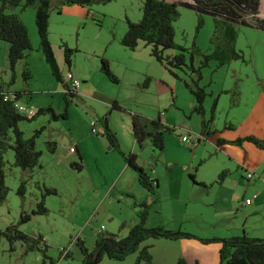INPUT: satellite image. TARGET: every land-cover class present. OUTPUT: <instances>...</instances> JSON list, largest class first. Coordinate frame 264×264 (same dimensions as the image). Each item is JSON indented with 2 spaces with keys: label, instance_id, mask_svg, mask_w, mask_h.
<instances>
[{
  "label": "rangeland",
  "instance_id": "obj_1",
  "mask_svg": "<svg viewBox=\"0 0 264 264\" xmlns=\"http://www.w3.org/2000/svg\"><path fill=\"white\" fill-rule=\"evenodd\" d=\"M142 1L92 3L85 7L89 10L86 13L80 12L78 5H60L59 0H51L49 40L59 69L66 72L69 67L64 61L63 46L73 49L71 72L77 75L80 84L86 80L78 74L86 76L89 82L86 86L91 84L98 98L83 97L85 102H82L76 97L65 95L68 101L66 118L53 120L49 113H44L33 120L18 123L25 138L34 137L35 147L41 151L40 166L23 171L12 164V150L4 152L8 193L0 203V230L9 225H18L31 239L29 243L15 241L10 245L0 236V264H82L77 238L91 250L101 226L104 227V234L122 237L127 230L126 224L132 219L138 221V204L145 200L136 202L133 195H116L117 188L123 183V176L128 174L120 178L118 176L123 159L117 151L107 146L102 135L94 134L90 126L93 119L102 127L99 120L107 115L108 127L117 133L109 127L115 133L121 150L131 152L128 150L133 142L130 124V113L133 112L147 118L160 116L166 125L174 128L173 132L164 134L163 151H157L146 140L142 147L136 144L133 152L137 156V163L157 182L153 194L149 195V192L134 183L137 198L147 195L146 225L160 224L166 229H187L183 231L197 236V239H147L122 259H109L103 255L97 264H133L143 245L149 246L150 264L161 261L163 256H171L175 262L183 255V249L187 252L190 264L194 258L202 257H214L215 262H218L220 246L204 245L198 238H225L220 235L232 232L235 233L233 236H237L245 233L242 231L245 213L248 215L244 225L246 231L253 237L264 238V183L258 174L254 173V178L246 182L241 173L235 180L229 178L232 185L235 183L239 187L233 188L228 184L221 187L217 176L227 170L219 168L220 159H208L212 151L209 144L211 137L197 141L202 115L192 111L195 98L184 85L185 81L192 86L195 74L183 66L175 70L174 77L149 55V48L143 42L138 43L136 51L120 45L119 40L127 29V19L133 22L140 19ZM260 1V10L264 13V0ZM178 10L179 16L173 23L175 43L189 50L194 43L202 53L210 54L219 43L214 39L213 18L203 15V24L195 31V11L182 5H178ZM34 12L31 6L4 10V13H16L24 23L31 49L15 65L14 81L9 83L7 43H0V84L3 89L9 87L21 91L18 100L35 111L51 107L55 113H61L65 106V90L52 76L39 48ZM236 29L233 47L243 57L224 64L211 59L207 66L202 67L198 80V85L206 93L203 101L205 120L210 118L214 99L217 101L218 111L210 122L211 127H221L227 115L229 119H239L237 113L248 109L255 92L258 89L264 91V32L240 25ZM174 53H178V50L165 51V54ZM101 57L108 61L117 82L110 81L100 71ZM185 57L188 64L187 52ZM147 60L157 66L163 79L149 78L144 84L145 78L140 71L148 67ZM199 61L200 56H195L194 65L197 66ZM24 63L30 74L26 80L22 76ZM234 88L238 93L233 94ZM231 98H236L237 104L231 105ZM106 100L117 101L119 108L110 111ZM239 102L241 105L237 107ZM184 136L189 137L192 143L183 141ZM48 141L53 142L54 152L48 150ZM70 147L74 153L69 151ZM76 149L83 153L80 171L70 166L72 162H79ZM204 158L207 160L200 163L199 160ZM188 174L194 175L196 183L192 182ZM129 176L135 178L134 173H129ZM215 180L218 184H215ZM22 181L25 182L23 196L17 193ZM198 183H204L205 186ZM44 187H52L56 193L46 195ZM110 188H113L112 196L103 199L101 193ZM42 194L47 212L31 215L27 222L19 223L21 212L29 213L36 208ZM245 198L250 201L262 200V203H257L255 212L251 213L248 207L241 206ZM231 201L235 204L233 211L230 214L223 213ZM28 244L34 247L29 248ZM63 249L68 250L69 257H63Z\"/></svg>",
  "mask_w": 264,
  "mask_h": 264
},
{
  "label": "trees",
  "instance_id": "obj_2",
  "mask_svg": "<svg viewBox=\"0 0 264 264\" xmlns=\"http://www.w3.org/2000/svg\"><path fill=\"white\" fill-rule=\"evenodd\" d=\"M110 0H59L60 5H78L89 6L92 3H106ZM51 0H0V41L8 44L7 58L10 69V81H14V67L24 59L26 52L31 49L30 39L27 29L16 13H4L5 9L19 7L25 9L34 7V23L38 36V45L43 54L45 62L48 64L50 72L54 79L61 83L64 88L65 106L61 113H55L51 107L38 108L35 116L39 114L49 113L53 120L59 117H67L68 101L65 95L75 97L73 90L68 81H64L63 75L59 69L57 60L54 56L52 45L49 40V15H50ZM178 5L192 9L197 15V31L203 24V15H210L214 23V39L218 41L215 49L210 54L202 53L195 45L186 49L175 43L174 41V26L173 23L179 16ZM259 0H179L178 3L168 0H143L141 7V17L138 21H129L127 19V29L119 40L120 45L129 50H134L139 42H143L149 47L150 55L161 65L165 67L168 73L176 77L175 70L186 66L192 73L195 74V80L192 86L184 81L185 87L193 94L195 104L192 106V111L202 115L200 134L203 138L208 137L216 132L209 130V123L214 118L216 108V98L210 107V118L204 120L203 101L206 93L202 87L198 85V80L201 78V69L207 66L211 59H217L219 64H224L231 59L242 58V53L236 51L233 47L237 37V26H247L264 31V19L258 16ZM168 49L178 50V53L165 54ZM73 49L63 46L64 61L70 66L71 55ZM188 53L189 63H186L185 53ZM200 56V61L197 66L194 65V57ZM100 71L113 82H117V78L112 73L108 61L100 58ZM23 79L30 78L27 69L22 71ZM149 81L146 76L144 84ZM237 90L234 88L233 94ZM10 93L15 99H19L22 92L4 90L0 84V203L4 201L8 193V187L5 184V161L3 154L7 149L13 152V165L21 170H31L35 166H40L39 160L41 151L35 147L34 137L25 138L23 132L19 129L18 123L22 120L30 121L35 118L21 115L13 107L9 100H4L3 95ZM238 93V92H237ZM237 98V97H236ZM236 98H231V105L237 104ZM119 108L114 101L109 107L110 111ZM109 111V112H110ZM131 115V130L134 142L140 147L144 141L148 140L152 147L161 152L164 149V134L173 132L174 128L166 125L160 119V116L155 118H147L138 113H130ZM100 124L103 128L101 134L107 141V146L110 149L117 151L124 163L132 171L136 172L138 183L146 189L149 194H153L157 182L152 179L146 171L137 163V156L133 152H123L119 146L117 137L110 130L107 124V115L100 118ZM41 131V128L39 129ZM37 132V131H36ZM200 138H198L199 140ZM224 139H217V143L226 142ZM247 141L255 145L257 148H264V140L254 135H247L228 141L234 144H241ZM48 150L54 152L53 142L48 141ZM79 162H72L70 166L80 171L82 168L81 156L78 153ZM226 171H221L218 174V181H221L225 176ZM188 177L193 183L195 177L193 174H188ZM205 186L204 183H198ZM25 182L22 181L18 186L17 193L24 195ZM56 190L52 187H44V194H55ZM140 210L137 213L138 221L132 225L128 233L119 237L118 234H104L103 231L97 232L95 235L94 247L88 250L82 240L76 239L77 246L81 252L82 264H97L101 257L105 255L109 259L120 260L125 255L138 249L140 243L147 239H179V238H196L197 236L182 230H170L161 225L147 226L148 204L142 201L138 204ZM47 208L44 206V196L37 202L36 208L31 209L29 213L21 212L19 223L27 222L31 215L45 214ZM0 236H3L12 245L15 241L29 243L30 237L22 232L18 225H9L5 229L0 230ZM41 238H39L40 240ZM203 244L218 242L220 244L218 250L217 264H264V238L250 237L246 233L237 236L225 238H198ZM29 248H33L32 244H28ZM149 246L143 245L133 264L151 263ZM63 257H69L67 249ZM174 264H187L183 257H179Z\"/></svg>",
  "mask_w": 264,
  "mask_h": 264
},
{
  "label": "crops",
  "instance_id": "obj_3",
  "mask_svg": "<svg viewBox=\"0 0 264 264\" xmlns=\"http://www.w3.org/2000/svg\"><path fill=\"white\" fill-rule=\"evenodd\" d=\"M78 7H79L80 12L89 13V10L85 8L86 6H78ZM260 7H261V1L259 0L258 16H259V18L264 19V13L260 10L261 9ZM254 29H256V28H254ZM257 30H259V29H257ZM259 31H262V30H259ZM262 32H264V31H262ZM2 42H4V41H0V43H2ZM6 47H7V51H8V44L6 45ZM136 48H135V50H131V51H136ZM125 49H128V48H125ZM146 62L149 64L148 67H145V69H143V70L141 69V71H140V74L142 76H144V78L146 76H148L150 79H153V80H156V79L161 80L164 78L162 76L160 70L157 68V66H155L152 62H150V60H147ZM162 67L167 72V70L165 69V67L163 65H162ZM24 69H27L25 63H24V67L22 70H24ZM61 72H62L64 81L67 80L65 78L66 73H70L73 77L77 78L76 77L77 75H75L74 73L71 72L70 66L68 67V70L66 72L65 71H61ZM78 76H80V78H82L86 81H84L82 84H80L78 86V88H76L75 97L77 99H80L82 102H85V100L82 99L83 97L92 96V97L98 98V96L96 95V91H95L96 89L94 87H91L92 86L91 84H90V86H86L87 82H88L87 77L84 75H81V74H78ZM4 89L8 90L9 92H11L10 90L15 91V89H9V87L4 88ZM62 89L64 91V88H62ZM93 93H95V95H93ZM99 99H102V98H99ZM114 101L115 100H111V101L106 100L107 107L109 108ZM115 102L118 105L117 101H115ZM240 105L241 104L239 102L237 107H239ZM217 109H218V105L215 108V112L218 111ZM235 110H238V108H236ZM205 112H206V108L204 107V113ZM237 115L240 116L239 119L236 117H231V119H229L228 115H227L225 117V121L223 122V125L221 127L217 126V125H214V127H211V124L209 123L210 124V125H208L209 130H216V132L212 135H209L206 138H203L199 132L198 137H197L198 142L201 141L202 139L208 140L209 137H211V139H210L211 141L209 142V144H210L212 151L210 152L208 159H211V158L220 159L221 160V167H219V168H223V169L227 170V172H226L227 175L225 177H223V179L221 181H218V176H217V182L219 183V185L221 187H225L226 184L232 186L233 188L239 187L235 183H234V185H232V181L229 182V178H230V180L231 179L235 180L236 176L239 178L241 173L243 175H245V172H248V171L252 172L253 174L257 173L258 178H260L262 180V182L264 183V148H262V149L257 148L255 145H253L252 143L247 142V141H244L241 144H234V143L228 142V141L234 140L236 138L247 136V135H254V136L264 140V91L262 89H258V91L255 92V98L252 101L251 105L248 107V109H246V111L238 112ZM204 117H205V115H204ZM204 120H205V118H204ZM163 123H165V122H163ZM108 124H109V122H108ZM198 138H200V139L198 140ZM219 138L227 140V141L222 142V143H217V139H219ZM132 139H133V135H132ZM135 147H136V143L134 142V139H133L131 149H129L128 151L134 152ZM70 148H72V147H70ZM70 148H69V151H70ZM75 151H77L82 158L83 153L77 149ZM70 152L74 153V150L70 151ZM206 160H207L206 158L200 159L199 162L203 163ZM122 163H123V167L121 169V172L118 175L119 178L122 177L125 173H128V174L123 176V183L120 184L119 187L117 188V190H116L117 194L116 195L121 196L122 194H125L128 197H131V195H133L135 197L136 202L139 200H146V198H147L146 194L141 195L142 197H139L140 198L139 199L136 197V195L134 193L135 188H136L134 186V183H137V185L139 187L144 189L138 183V177H137L136 172H134L130 168H128L126 166V164L124 163V161H122ZM129 173H132V174L134 173L135 178L129 176ZM246 182H248V181H246ZM218 183H216V180H215V184H218ZM144 190L148 193V191L146 189H144ZM112 192H113V188H110V189L105 190V192L103 191L101 193V195L103 196V199H104L107 196L111 197ZM148 195H149V193H148ZM245 199H248V198H245ZM244 200L241 202V206L245 207V208L248 207V210L251 213L255 212V209L257 208V206H256L257 203H259V202L262 203V200H259V201L256 200V201H250L248 204H244ZM233 206H235V204L232 203V201H231L227 206V210H225L223 213L230 214V211L231 210L233 211ZM253 214H255V213H253ZM247 216L248 215L245 213L244 225H245V220H246ZM136 223H137V221L135 219H132V220H130L129 224H126L127 230L125 231L126 232L125 235L128 233L129 228ZM156 225H160V224H156ZM244 225L242 227V231L245 232L248 236L253 237L254 235H250L251 233L246 231V227ZM148 226H154V225H148ZM103 229H104V227H103ZM98 230H97V232H98ZM170 230H180V229H170ZM183 230H187V229H183ZM234 234L235 233L231 232V233L223 234L220 236L221 237H230V236H233ZM163 239H165V238H163ZM186 239H188V238L166 239V240L184 241ZM206 239H210V238H206ZM204 245H207V246L208 245H219L220 246V244L218 242H211V243H207ZM93 247H94V245H93ZM93 247L91 248V250L93 249ZM183 252H184L183 255H181L180 257L185 258L187 264H190V261L188 260V257L186 255L187 252H185L184 249H183ZM174 263L175 262L171 258V256H163L161 261L157 260V262H156V264H174ZM217 263L218 262L217 261L215 262L214 257H211L209 259H207L206 257H202V259L201 258H199V259L194 258V260L192 261V264H217ZM152 264H153V262H152Z\"/></svg>",
  "mask_w": 264,
  "mask_h": 264
},
{
  "label": "built area",
  "instance_id": "obj_4",
  "mask_svg": "<svg viewBox=\"0 0 264 264\" xmlns=\"http://www.w3.org/2000/svg\"><path fill=\"white\" fill-rule=\"evenodd\" d=\"M65 78L67 79L66 81H68L70 83V86L73 90H76V88H78V86L80 85V81L73 77L70 73H66L65 74ZM4 100H9L12 102L13 107L17 110V112H19L21 115H24L26 117H33L36 114V111L34 109H32L31 107L25 105L24 103L20 102L19 100L15 99L14 96L10 93H5L3 95ZM90 126H91V131L94 134H102L103 133V128L97 125V121L96 120H91L90 122ZM183 141L185 142H191L192 140L189 139V137H183L182 138ZM70 151H73V148H70ZM245 180L246 181H250L254 178V174L250 171L245 172ZM250 202L249 199H245L244 200V204H248ZM103 230V226H101L98 230V232ZM65 253V251L63 252V254Z\"/></svg>",
  "mask_w": 264,
  "mask_h": 264
}]
</instances>
